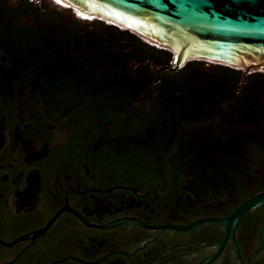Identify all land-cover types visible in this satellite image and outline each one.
Returning a JSON list of instances; mask_svg holds the SVG:
<instances>
[{"label":"flooded vegetation","instance_id":"af4514ba","mask_svg":"<svg viewBox=\"0 0 264 264\" xmlns=\"http://www.w3.org/2000/svg\"><path fill=\"white\" fill-rule=\"evenodd\" d=\"M56 3L0 0V264H264V201L234 215L264 193V74L211 106L231 67L162 70L211 67L173 108L136 92L135 34Z\"/></svg>","mask_w":264,"mask_h":264},{"label":"water","instance_id":"95a60500","mask_svg":"<svg viewBox=\"0 0 264 264\" xmlns=\"http://www.w3.org/2000/svg\"><path fill=\"white\" fill-rule=\"evenodd\" d=\"M71 7L113 27L135 34L151 46L172 53L176 70L192 60L264 73V0H64ZM77 13V12H76ZM212 60V61H210ZM214 61V62H213ZM264 201V193L235 212Z\"/></svg>","mask_w":264,"mask_h":264},{"label":"trees","instance_id":"16d2710c","mask_svg":"<svg viewBox=\"0 0 264 264\" xmlns=\"http://www.w3.org/2000/svg\"><path fill=\"white\" fill-rule=\"evenodd\" d=\"M134 36V35H133ZM135 41L130 45L127 44V48L132 49V53L130 55H123V59L125 58H137L138 61L143 62L147 60L149 57H152V60L155 61L158 65L170 64L172 60V53L155 48L154 46L149 45L145 41L141 40L139 37H133ZM89 65L92 68H96L97 66L105 65V62L100 57L91 56L88 59ZM121 72H115V74L126 75L129 74V70L126 66L121 65ZM111 72H108L106 69L101 70V74L108 75ZM114 73V72H113ZM262 76V73H257ZM137 84H136V92L138 94L145 93L148 89L146 87V82H144V76H150L154 79L153 91L158 92L161 96H163V100L169 98L172 100L173 108H181V107H189L191 104L192 96L198 94L206 85L204 81L207 79L206 76H210L202 71H194V72H184V70H179L177 72H167L161 71L158 72L151 67H139L137 72ZM213 78L211 80L217 85L218 91H224V95L207 97V101L210 102L211 106H213V102H219L220 100L228 99L227 94L232 98L237 90V85L241 80V71L228 68L226 71L217 72L215 75L211 74ZM143 79V80H142ZM241 91L245 90L243 86ZM180 93L176 95L175 93ZM139 97V96H138ZM196 98L197 95H196ZM205 98V97H204ZM203 98V99H204ZM156 105V104H155Z\"/></svg>","mask_w":264,"mask_h":264},{"label":"bare ground","instance_id":"6f19581e","mask_svg":"<svg viewBox=\"0 0 264 264\" xmlns=\"http://www.w3.org/2000/svg\"><path fill=\"white\" fill-rule=\"evenodd\" d=\"M62 3L63 4H65L66 6H70L67 2H65L64 0H62ZM74 10H78V9H76V8H74ZM78 12L82 15V16H84V17H89V18H94V17H96L95 15H93V14H85V13H83V12H81L80 10H78ZM108 23H113V22H111L110 20H106ZM210 61H212V60H210Z\"/></svg>","mask_w":264,"mask_h":264},{"label":"rangeland","instance_id":"374dc122","mask_svg":"<svg viewBox=\"0 0 264 264\" xmlns=\"http://www.w3.org/2000/svg\"><path fill=\"white\" fill-rule=\"evenodd\" d=\"M51 3V2H50ZM52 4V3H51ZM57 4V3H56ZM59 5V4H58ZM61 6V5H60ZM106 24V23H105ZM142 40V39H141ZM144 41V40H143ZM207 63V62H205ZM203 70H205V72H209L208 69H210L211 67H207V66H204V67H201ZM205 68V69H204ZM264 74V73H263Z\"/></svg>","mask_w":264,"mask_h":264},{"label":"snow or ice","instance_id":"6c2138e0","mask_svg":"<svg viewBox=\"0 0 264 264\" xmlns=\"http://www.w3.org/2000/svg\"><path fill=\"white\" fill-rule=\"evenodd\" d=\"M57 3H62V0H56Z\"/></svg>","mask_w":264,"mask_h":264}]
</instances>
